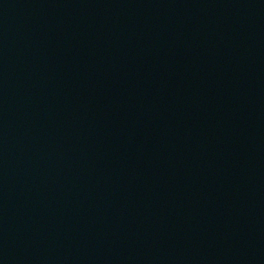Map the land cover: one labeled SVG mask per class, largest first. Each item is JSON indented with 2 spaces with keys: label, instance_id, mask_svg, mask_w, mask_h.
Returning a JSON list of instances; mask_svg holds the SVG:
<instances>
[{
  "label": "water",
  "instance_id": "obj_1",
  "mask_svg": "<svg viewBox=\"0 0 264 264\" xmlns=\"http://www.w3.org/2000/svg\"><path fill=\"white\" fill-rule=\"evenodd\" d=\"M0 264H264V0H0Z\"/></svg>",
  "mask_w": 264,
  "mask_h": 264
}]
</instances>
